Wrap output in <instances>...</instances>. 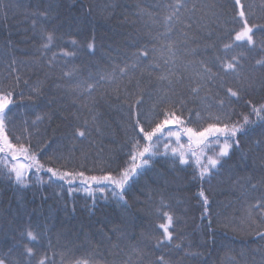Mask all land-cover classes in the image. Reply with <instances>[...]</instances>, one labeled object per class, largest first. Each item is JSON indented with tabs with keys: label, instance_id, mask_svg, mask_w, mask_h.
<instances>
[{
	"label": "trees",
	"instance_id": "16d2710c",
	"mask_svg": "<svg viewBox=\"0 0 264 264\" xmlns=\"http://www.w3.org/2000/svg\"><path fill=\"white\" fill-rule=\"evenodd\" d=\"M178 3L185 7L179 20L169 23L166 18ZM3 5L0 87L13 93L5 132L13 144L21 137L33 151L44 149L37 154L45 169L100 176L128 166L130 138L140 139L141 147L149 143L132 127L137 98L149 116L175 106L184 121L171 126L179 140L169 137L168 129L159 141L154 138L157 154L130 181L127 206L112 186L101 192L89 181L86 189L46 170L32 169L18 184L8 174L12 161L0 153V258L5 264H156L161 256L171 264H264V239L254 234L264 231V221L257 212L251 219L247 215L249 206L264 197V113H252V105H264V67L257 64L264 60V31L254 30V45L235 42L227 53L222 48L240 31L241 10L250 26L264 25V0H240L239 5L235 0H3ZM183 33L187 43L172 64L165 45L183 41ZM151 48L156 51L147 59L135 55ZM241 53L239 78L214 61ZM201 61L218 75L205 77ZM104 76L112 79L102 81ZM88 84L96 85L90 94ZM36 88L39 96L33 95ZM228 88L239 90V98L229 99ZM209 116H220L221 126L242 124L243 116L254 123L237 134L239 147L233 146L222 166L200 180L183 129L215 123ZM77 129L86 135L79 137ZM181 147L187 164L172 156V149ZM191 148L205 163L219 152V146L199 149L194 140ZM201 190L208 198L207 213ZM163 213L174 218L170 242L160 228L167 222Z\"/></svg>",
	"mask_w": 264,
	"mask_h": 264
},
{
	"label": "snow or ice",
	"instance_id": "6c2138e0",
	"mask_svg": "<svg viewBox=\"0 0 264 264\" xmlns=\"http://www.w3.org/2000/svg\"><path fill=\"white\" fill-rule=\"evenodd\" d=\"M237 5L240 4V0H235ZM5 7L3 5V0H0V8ZM176 11L168 16L166 20L171 23L172 20L175 18L179 20V9L185 7L184 4L178 3L174 6ZM196 5H192L191 11H195ZM238 18L241 21V29L235 33L233 38V43L223 44L222 48L225 53L229 52L233 49L235 42H247L249 45H254V30L255 31H264V25H249L248 20L245 17V13L241 10L238 13ZM171 33V29H169V34ZM184 40L180 41H173L165 45V50L167 51L168 55L171 57V63H176V56L177 52L179 51L181 44L187 43V33H183ZM46 39L51 40L52 36L49 34ZM75 43V41L73 42ZM209 47H215V45H209ZM88 48H94L93 44H88ZM155 48L145 49L143 51L137 52L135 55L141 59H147L150 53L155 52ZM65 55H72L71 53H65ZM243 58V54L233 55L228 57L215 56L214 61L219 66V68L224 71L226 74L230 73L237 78H239V69L242 67L241 59ZM261 67H264V60L257 61ZM128 67L135 68L136 65L133 64L131 66L126 65L125 68L119 69L121 74H124ZM200 70L204 73L205 77H213L218 75L217 73H213L212 69L208 67L205 62H200ZM66 76L71 78V74L66 73ZM112 77L104 76L101 77L102 81H110ZM161 79H167V77H161ZM95 84H88L87 90L89 94L91 91L95 90ZM80 85L77 84L76 88L73 89L79 90ZM193 93H197L199 91V86L192 89ZM227 93L229 99L231 97L239 98V90L233 91L232 88L227 89ZM40 90L36 88L33 90V95L39 96ZM13 93L9 91L7 88L0 87V153L5 154L10 158L12 161L11 168L9 170V175L14 174L15 182L18 184L25 183V175L32 169H35L37 173L41 170H46V172L51 173L52 177H58L61 180L67 181L70 185L79 181L84 187L87 189L89 187V181L99 187L101 192L104 191L105 187L112 186L113 192L118 196L120 200L124 202V205L127 206V201L124 197V192L127 191L128 187L130 186V181L134 180L141 172L151 158H153L158 151V148H154L152 142L154 138L156 141H159L165 132V129H168V136L172 137L175 136L177 140L180 138L179 132H172L171 126H179L183 125L184 121L181 119L180 116L176 115L175 106H173L172 110L169 111H154L151 116L147 113H143L140 110V106L144 103L142 98H137L135 101V111H134V120L132 123V127L137 131V136L141 137L145 141L149 142L145 144L143 147L140 145V139L135 137L130 138L129 140V151L128 156L130 163L125 168L118 170L115 175L112 172H106L100 176H85L84 172H63L60 173L54 168H47L45 169V164L41 163L40 159L38 158L39 155H43L44 149H37V151H33L31 148V142L28 141V146L25 143H21V137H14L17 141L16 144H13L7 133L5 132V120L7 118V110H9V105L13 103L11 97ZM251 103V102H249ZM225 105V101H220V107L223 108ZM181 108H183V104L181 103ZM252 113L255 114L257 117H260L261 113H264V105L256 106L252 105ZM163 115L164 119L157 122L158 117ZM41 118L38 117L37 120ZM208 119L215 120V123H208L206 127H202L200 130H194L193 128H185L183 131L187 134V138L189 140V150L192 152L193 157L195 158V164L198 169V178L203 180L206 176H210L214 170H217L218 167L222 166V160L224 157L229 156L230 150L235 145L239 147V140L235 139L238 133H242L244 130V126L250 123H254L249 119V116H243V123L242 124H233L229 126L227 123L222 124V118L220 116H209ZM95 120V117H93ZM143 121V122H142ZM191 122V121H189ZM33 123H36L35 121ZM88 122L85 121V127H87ZM147 125V127H145ZM76 135L79 137H83L86 135L85 131H80L79 129L76 130ZM223 139V144H219L220 139ZM193 140L195 141V145L199 149L205 148H214L219 146V152L214 153L213 156L206 157V163L204 162L205 157L203 155L197 156L196 150L191 148ZM258 146L261 144L260 141L257 142ZM165 154H167L168 145L165 144ZM184 149L181 147L179 150L173 148L172 149V156L174 159H179L181 164H187L188 161L184 159ZM140 159L141 163L137 164V159ZM56 159H59L58 157ZM47 162L54 163L55 159L53 157H48ZM255 187V185H253ZM116 189L119 192H116ZM199 195L203 197V203L205 207V213H207V205H208V198L205 196L204 191L201 190ZM253 212H257L259 214L258 218L261 221H264V197L258 199L254 204L249 206L247 215L251 219ZM167 221L164 224L160 225V228L163 230V235L165 240L171 241L173 239L172 231H169L170 227L173 225V216L169 213L162 214ZM256 236L264 239V231H257L254 233ZM27 236L32 240L36 239V235L32 231L27 232ZM158 244L161 241L157 242ZM177 248L181 247V245H177ZM29 254L32 253V249H27ZM191 255L196 256L199 255L198 253H192ZM0 264H5L4 259L0 258ZM40 264H44L42 260ZM48 264H52L51 261ZM156 264H171L170 261L166 260L164 256H161L157 259Z\"/></svg>",
	"mask_w": 264,
	"mask_h": 264
}]
</instances>
